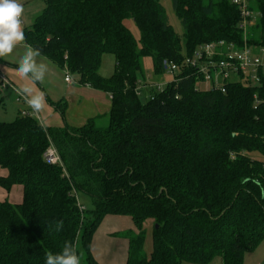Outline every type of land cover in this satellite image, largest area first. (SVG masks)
I'll list each match as a JSON object with an SVG mask.
<instances>
[{"label":"trees","instance_id":"trees-1","mask_svg":"<svg viewBox=\"0 0 264 264\" xmlns=\"http://www.w3.org/2000/svg\"><path fill=\"white\" fill-rule=\"evenodd\" d=\"M44 2L26 42L81 84L109 93V125L98 128L99 116L46 128L20 113L0 122V166L8 171L0 185L23 186L22 203L0 202V264H45V253L61 251L65 241L86 264H99L92 240L108 215L130 216L137 228L127 264H209L218 256L244 264L245 253L264 242V76L261 85L227 82L225 92L197 89V68L184 61L205 43L240 49L246 38L264 47V0L251 1L257 20L246 35L231 0H172L182 36L161 0ZM108 54L115 69L104 77ZM144 56L153 57L157 74L179 67L146 102L137 88ZM64 104L54 103L62 114ZM50 145L62 165L44 159Z\"/></svg>","mask_w":264,"mask_h":264},{"label":"crops","instance_id":"crops-1","mask_svg":"<svg viewBox=\"0 0 264 264\" xmlns=\"http://www.w3.org/2000/svg\"><path fill=\"white\" fill-rule=\"evenodd\" d=\"M21 2L24 6L22 27L25 31L26 28L33 25L36 18L42 13L45 2L44 0H21ZM25 43L27 42L25 41ZM23 52L24 48L21 45L17 47L14 54L0 59V70L11 79L17 88L28 86L35 93L43 92L45 94V108L42 112L35 114L36 118L39 117L37 120L43 126L46 128H60L68 124L79 127L86 124L91 117H105L109 114L112 106V97L109 93L97 90L89 85H83L75 76H73L74 82L72 84L67 83L65 81L66 71L45 56H42V59L48 65V71L43 82L32 83L21 80L15 70L17 60ZM101 69L102 66L100 68L102 76L110 77L114 72L115 63L113 64V72L109 76L102 74ZM17 97V92L12 88L0 92V106L11 104ZM59 102L65 103L64 114H62L60 108L54 105V103ZM29 109V107L28 109L19 108L17 115L21 110ZM76 121H79V124H75ZM7 175L8 171L0 166V177H6ZM6 200L12 204L22 203L23 186L16 184L11 190L7 191L0 185V202ZM133 224L132 218L128 219L126 216L108 215L104 218L92 240V253L99 264H127L128 241L126 243L119 239L117 241V238L113 237L124 225L131 226Z\"/></svg>","mask_w":264,"mask_h":264},{"label":"built area","instance_id":"built-area-1","mask_svg":"<svg viewBox=\"0 0 264 264\" xmlns=\"http://www.w3.org/2000/svg\"><path fill=\"white\" fill-rule=\"evenodd\" d=\"M231 1L240 11L239 28L246 35L248 29L257 20V13L251 8L252 0ZM184 63L189 67L197 68L200 76L199 81L212 83V86L203 90L220 89L225 92V85L230 81L247 80L250 84L261 85L264 76V47L249 45L246 38L243 47L240 49L235 48L233 44L226 45L224 41L205 43L198 46L193 56L187 57ZM178 69L179 67L175 63L167 65V70L174 77L178 73ZM234 76H237L238 80L233 79ZM65 81L70 84L74 82L69 72L65 75ZM8 88H12L15 91L18 89L11 79L0 70V92ZM197 89L200 88L197 87ZM18 101L24 102L19 95ZM20 114L36 117V113L32 112L31 109L21 110ZM44 159L49 164L62 165L61 157L54 145L48 147L44 153Z\"/></svg>","mask_w":264,"mask_h":264},{"label":"rangeland","instance_id":"rangeland-1","mask_svg":"<svg viewBox=\"0 0 264 264\" xmlns=\"http://www.w3.org/2000/svg\"><path fill=\"white\" fill-rule=\"evenodd\" d=\"M163 6L165 7L166 13L168 15L169 21L172 24L175 32L182 36L184 33V28L179 20V17L174 11L172 0H161ZM128 28L131 30L133 36L137 40L138 44L140 45V30L134 20L128 19L126 21ZM114 56L111 54L104 56V62L102 65L101 72L105 74V76H109L113 72V64L115 63ZM66 73H68L66 71ZM65 73V75H66ZM72 77L73 75L69 73ZM174 75L169 71L166 70L164 73L157 74L155 72L154 67V60L152 56H144L141 59V69L138 73V86L137 88L141 92V98L143 101H147L151 98L152 89L153 88H162L165 89L168 84L173 81ZM233 79L238 80L237 76H234ZM196 86L200 89H208L212 86V83L199 81ZM112 103V102H111ZM28 109V106L24 103L18 102V97L9 105L0 106V122H11L15 119L18 109ZM90 112V110H88ZM72 124V123H71ZM75 124H79V121H76ZM109 125V116H101L97 121L98 128L104 129L107 128ZM4 188V187H3ZM5 189V188H4ZM8 191V190H7ZM78 198L82 204L87 207H92V203L90 198L83 194L78 193ZM131 218L130 216H126ZM146 230L147 236L144 245V252L146 254H150L153 249V239H152V231H153V220L149 219L146 221ZM137 231L135 224L133 225H124L120 228L117 235L113 238H117V241L122 240L125 243L128 241L129 237ZM119 239V240H118ZM81 264H86L85 260H81ZM183 264H195L191 262H183ZM209 264H222V257H216L211 263ZM244 264H264V242H261L253 251H248L244 255Z\"/></svg>","mask_w":264,"mask_h":264},{"label":"clouds","instance_id":"clouds-1","mask_svg":"<svg viewBox=\"0 0 264 264\" xmlns=\"http://www.w3.org/2000/svg\"><path fill=\"white\" fill-rule=\"evenodd\" d=\"M24 6L21 0H0V59L6 58L23 46L24 52L17 60L16 74L21 80L43 82L48 71V65L42 59L41 49L25 43L26 37L22 27ZM28 107L34 113H40L45 108V94L35 93L31 87L16 89ZM39 119V117H37ZM62 221L60 224L62 225ZM45 264H81V256L72 241H65L59 252L45 253Z\"/></svg>","mask_w":264,"mask_h":264},{"label":"water","instance_id":"water-1","mask_svg":"<svg viewBox=\"0 0 264 264\" xmlns=\"http://www.w3.org/2000/svg\"><path fill=\"white\" fill-rule=\"evenodd\" d=\"M158 227V226H157Z\"/></svg>","mask_w":264,"mask_h":264}]
</instances>
